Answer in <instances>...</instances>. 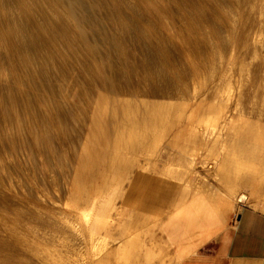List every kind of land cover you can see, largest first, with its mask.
Returning a JSON list of instances; mask_svg holds the SVG:
<instances>
[{"label":"bare ground","instance_id":"bare-ground-1","mask_svg":"<svg viewBox=\"0 0 264 264\" xmlns=\"http://www.w3.org/2000/svg\"><path fill=\"white\" fill-rule=\"evenodd\" d=\"M261 3L0 0V264H141L139 226L122 241L97 234L107 228L98 209L123 158L157 151L185 124L190 157L205 145L220 176L264 188V122L226 127L264 115V41L248 30ZM178 95L184 109L169 106ZM141 96L169 104L141 102L132 116L125 98ZM226 148L236 167L222 161Z\"/></svg>","mask_w":264,"mask_h":264},{"label":"rangeland","instance_id":"rangeland-1","mask_svg":"<svg viewBox=\"0 0 264 264\" xmlns=\"http://www.w3.org/2000/svg\"><path fill=\"white\" fill-rule=\"evenodd\" d=\"M259 1H262L261 6L263 7L264 6V0H259ZM253 22H254V24H253ZM260 23H261V25H260ZM256 26L260 29H258ZM261 27L264 29V13H260L255 18L250 19V27L248 29V30H250V34H251L252 38L262 39L264 41V30H262ZM248 64H249V66H248ZM250 64H251V61L249 63H247L248 68L244 69L245 74L249 73V70H247V69H249L251 67ZM239 69H241V68H238L237 71ZM241 71H242V69H241ZM236 73L237 72H235L234 74H236ZM239 73H240V70H239ZM239 73H237V74H239ZM190 82H192V83H190ZM190 82H189L188 86L192 87V88H190V87L189 88L193 89V90L200 89L202 84H204L203 83L204 81L202 79H198L196 81L190 80ZM193 82H197L198 84H196V83L195 84L198 85V87L195 86V84ZM233 85L234 86H232V88H231L232 90L229 89L231 95H234L238 89L237 88L238 86L236 84H233ZM187 97H185L183 95H178V96H174V98H172V99L168 98L170 101L167 100V98H166V100L170 104L168 102H166V100L164 98H162V99L158 98L160 103H158V100H155V99H151L150 101H148L149 100L148 98H145L147 100H144V102H143V100L142 101L140 100L141 98H143L142 96L139 98L127 97L125 99L126 100L128 99L130 101L134 99L133 102L131 103L132 105H134L133 103H135V102L137 103V105L135 103V105H136L135 109H136V107H139V108H137L138 110L136 109V111H135V109L132 108L133 111L131 112L132 116L136 117V116L140 115L139 109L140 110L143 109V108H141V107H143L142 103H147V102L149 103L150 102V105H152L151 103L154 102L153 105L155 106L156 103L162 104L163 102H165V103H168L169 106L173 105V106L179 107L181 105L179 108L184 109V107H186V105H188V103H189V98H187ZM182 99H183V101H182ZM160 100H162V101L164 100V101L161 102ZM128 104H130V102ZM178 104H180V105L178 106ZM184 104H186V105H184ZM156 107H158V106L156 105ZM158 108H160L162 110V109H164V106L159 105ZM158 108H156V110H159ZM142 111L144 112V110H142ZM162 112H163V110H162ZM255 113H257V114H255ZM255 113H251L250 115L246 114V115H244L245 117L243 116L244 120L248 116L249 119L248 118L246 119L248 121L245 120L248 124L245 123V121L243 120V117H242V121H241V118H236V119L232 120V122L230 124L226 125L227 129L230 128V129H234V131L237 130L236 132H240L241 129H246L243 131L252 132V130L254 128L253 125H255V128H256L257 125H259V121L261 123L264 122V120H263L264 115L261 113V115L263 117L262 118V117H259L260 113H258V112H255ZM166 114L167 113L165 112V115H163V116H167ZM256 118H260L261 120L256 119ZM237 119H240V121ZM253 119L255 120V122L252 121ZM216 121L214 123V124H216L214 131L217 129L215 132H217L218 129H222V127H223L222 126L223 124L221 125L220 121L219 122L218 121L216 122ZM256 122H258V123H256ZM251 123H252V126H251ZM254 123H256L257 125ZM217 124H218V126H217ZM235 124H239V126H237ZM246 125L248 128L246 127ZM260 125H261L260 127L263 129V134H264V124L262 123ZM231 126L233 128H231ZM249 126L252 128L251 131L249 129ZM186 127H187V124H185L181 130L180 129L178 130V131H180V133L178 132V134L177 133L175 134L174 132H172L168 136V138H166L167 141H166V139L158 141L160 143V149L161 150H163L162 147L165 148L167 145L168 146L170 145V146L174 147L173 148L174 150L172 148H169L168 146H167V148L169 150H173V151L168 150L167 152H165V151H161L160 149H158L157 151H149L146 154L140 153V155L139 154L136 155L137 157L135 158V160L139 161V163L141 165H144V166L146 165V168L147 167L149 168V170H146V171L151 170L150 173L144 172V175L151 176L152 178L159 180V181H165L162 184L166 185V186L169 184V181L172 182V184L174 183L173 186L175 187V192H174L173 201L170 204L157 206V208H155L153 210V213L155 215H157L155 221L151 222L149 224L148 228L141 230V233H144L147 229L151 230V234L147 235V236H152L154 238L156 246H157L156 248H157L158 254L160 253V254L165 255L164 253H167V255L169 256V260H172V262H173L172 264H176V261H175L176 259L173 255V251H172L173 243L171 245V242H170L171 237L169 238L170 240H168L167 237H169V234L167 235L164 231L165 227L168 226L169 224L171 225L170 228L173 229L174 234H176L177 237H179L180 235H184L186 237H188V236L192 237V234L190 233V231H188L190 229V226H193V224H194L199 229V227H201L202 223H203L204 226L207 225V228L202 229L199 233V235H201L203 237L205 235L208 236L210 234V232H211L210 227L212 224H215L217 222V220H219V222H221V223L224 221L229 222L230 220L232 222H234L236 220V216L245 208L251 209V210H254L258 213L264 214V191H263L264 188H262L263 186L260 185L259 182L250 184L249 188H248V186L246 188V186H243V185L241 186L240 184H237L234 187L236 189V192H234V193L232 192V194H228V192L230 191L228 189L229 182L224 179L223 175L220 176L218 173H216L218 166H217V164H214L212 157H210V156L208 157V153L206 154L207 148L205 145H202L203 147L202 146L196 147V150L194 151V155L196 157L193 158V157L189 156V155H191V151L190 152L188 151L190 149L189 148L190 146H188L189 144H188L187 136L181 134V133L185 134L183 129H185ZM223 128L225 130V127H223ZM176 135H178V136H176ZM173 136H175V137H173ZM172 138L177 139V141L179 143L175 142L176 140L173 139V143L174 142L176 143L174 146V144H172V142L170 141V140H172ZM168 140L170 141L171 144L167 143ZM186 143H187V145H186ZM182 144H184L186 147L184 145H183L184 147H182L181 146ZM155 145L158 148V144H155ZM161 145H163V146H161ZM219 146H218V148H219L218 150L221 153L222 149H220ZM229 146L232 147V145H229ZM260 146H255V147H258L257 149H259V150H257V151H260L264 155V143L262 144L261 147ZM198 148H201V150H199ZM184 149H185V151H184ZM216 149H217V147H216ZM229 149H231V148H228L227 150L224 149L222 154H224V152H226V151L228 152ZM108 150L111 151L110 148ZM180 150H181V152H180ZM175 151L180 153V154L176 153ZM235 151H236V149H235ZM169 152H172V154L168 155ZM173 152H175L176 155ZM216 152H217V150H216ZM227 152L225 153L226 154L225 159H223L222 161L223 162L224 161H228V162L230 161L231 164H230V162L229 163L226 162V163L228 165L230 164V165L235 166V164H236V163H234L235 158H233V157L227 158L228 157ZM173 154L175 157L173 156ZM177 154L181 157L179 158V156ZM235 154H236V152H235ZM142 155H147L146 157L144 156L146 161H145V159H143ZM140 156H142V157H140ZM185 156L187 157L186 158L187 160L190 159L188 161L191 165L193 164L192 166L189 165L187 160H185ZM261 158L264 159L263 156ZM191 159H193V161ZM210 159H211V161H210ZM226 159H228V160H226ZM259 160H262V159H259ZM190 161H192L194 163H191ZM232 161H233V163H232ZM219 163H221V162H219ZM257 163L261 164L263 168L261 167V165H259ZM184 164H186V165H184ZM256 164H257L258 169H264V161H262V163H261V161H258V162H256ZM147 165H149V166H147ZM155 165H158L159 167L158 166L156 167ZM187 165H189L191 168ZM200 165L202 167H200ZM228 165H227V167H230ZM186 166L189 168H187ZM169 168H170V170H169ZM184 168L186 169L187 172L185 171ZM248 168H249V166H248ZM249 169H251V168H249ZM154 171H156V172L154 173ZM193 171H195V172H193ZM184 173H185V175H184ZM166 174H167V176H166ZM215 174H217L219 177ZM199 176H201V177H199ZM167 177H168V179H167ZM172 178H174L173 179L174 181H171ZM186 182L187 183L189 182L188 185L186 184ZM181 184L183 185L182 187H181ZM125 188L129 189V185L127 184V182L125 184ZM239 196L240 197L245 196L247 198L242 199V202H238ZM128 199H129V197H128ZM130 200L131 201L133 200V201L129 206L124 208V210H126V211H130L132 208V205H135L134 203L136 201H138V199L134 198V196L131 197ZM240 200H241V198H240ZM179 212L182 213V216L184 214H190V215L193 214V221L190 219V220H185V221L181 222L180 220L175 219L174 216H177ZM134 213H135V216L139 215L138 214L139 212H137V209L134 210L133 214ZM170 213H171V215H170ZM146 217H147L146 215L142 214V218H146ZM113 219L118 221L120 219V217L114 216ZM222 219H223V221H222ZM221 227H222L221 224H218L217 230H220ZM147 236H146V239H147ZM149 240H150V238L148 237V241ZM137 247L140 248V251H138L139 249L136 250L135 254L139 256V259L140 258L142 259V260L140 259V262L142 261L141 264H150V263L143 260L144 259L143 246L140 244Z\"/></svg>","mask_w":264,"mask_h":264},{"label":"crops","instance_id":"crops-1","mask_svg":"<svg viewBox=\"0 0 264 264\" xmlns=\"http://www.w3.org/2000/svg\"><path fill=\"white\" fill-rule=\"evenodd\" d=\"M136 157V155L130 154L117 165L113 171L114 175L110 179V191L104 196V205L98 209L101 215L98 216L97 221L107 228L103 234H97L112 240H125L137 226L140 230L148 228L149 224L155 221L157 217L153 210L157 206L170 204L174 199V191L170 192L169 190L168 192L166 189L168 185L162 184L165 181L144 175V172L150 173L151 170H143L146 165H141L139 161L135 160ZM234 169L231 168L230 173ZM225 172L222 170L220 174L229 182V194L236 192L235 185L244 186L240 182L232 181ZM126 182L129 189L125 188ZM133 196L138 201L132 205L130 211L124 210L132 203L133 200L130 199ZM144 200L147 202L143 203ZM135 209L139 212L137 216L135 213L133 214ZM142 214L147 217L142 218ZM114 216H119L120 219L114 220ZM181 216L182 213L179 212L174 217L181 222L190 219L193 221V214ZM218 224L222 226L220 230H217ZM170 227L169 224L164 231L167 235L169 234L168 240L171 237L170 242L171 245L173 243L172 251L176 264H264V214L262 213L245 208L236 216L234 222L230 220L221 223L217 220L215 224L211 225L210 234L203 237L199 235L202 229L207 228V225L204 226L203 223L199 229L194 224L190 226L188 231L192 237L184 235L177 237ZM150 234L151 230L147 229L141 235L140 244L143 246V260L150 264H172L173 262L169 260L167 253H164L165 255L158 254L154 238L147 236ZM148 237L150 238L149 241Z\"/></svg>","mask_w":264,"mask_h":264}]
</instances>
